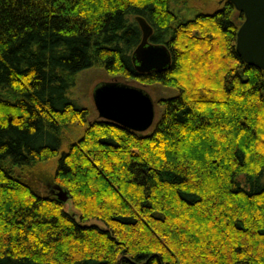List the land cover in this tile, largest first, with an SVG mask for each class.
Here are the masks:
<instances>
[{"label": "trees", "instance_id": "obj_1", "mask_svg": "<svg viewBox=\"0 0 264 264\" xmlns=\"http://www.w3.org/2000/svg\"><path fill=\"white\" fill-rule=\"evenodd\" d=\"M189 2L0 0V264H264V69L235 48L231 1ZM135 15L166 67L136 70ZM94 65L175 90L149 131L86 121L69 91ZM54 157L40 193L24 173Z\"/></svg>", "mask_w": 264, "mask_h": 264}, {"label": "water", "instance_id": "obj_2", "mask_svg": "<svg viewBox=\"0 0 264 264\" xmlns=\"http://www.w3.org/2000/svg\"><path fill=\"white\" fill-rule=\"evenodd\" d=\"M243 13L244 19L236 31L235 48L242 59L264 69V0H229ZM141 30L139 43L132 51L137 71L161 69L171 62V53L164 43L149 40L151 25L141 15H135ZM92 100L100 119L113 121L137 132H144L154 123L155 102L142 87L118 80H102L92 89ZM55 195L61 201L68 194L55 186Z\"/></svg>", "mask_w": 264, "mask_h": 264}, {"label": "rangeland", "instance_id": "obj_3", "mask_svg": "<svg viewBox=\"0 0 264 264\" xmlns=\"http://www.w3.org/2000/svg\"><path fill=\"white\" fill-rule=\"evenodd\" d=\"M189 1L190 2L188 3V6L192 5V8H194V12H198V11L212 12L217 8H220L223 4V0H207V1L189 0ZM102 80H118L144 88L150 94L153 101L155 102L154 120L159 117L162 110L161 105L157 103L158 99L161 97L169 96L175 92L173 88L169 86H165L160 83H149L145 85V84H141L138 81L123 79L120 76L112 75L108 73L100 65H94L92 67L84 68L80 70L75 76V83L70 88L69 95L78 105L86 107L89 110V114L86 121L94 118H98L97 111L94 107L92 100V89L97 82ZM71 127L66 129V136L68 138L66 144L72 140L77 139L82 134L85 124L75 125L74 127L73 126ZM150 129L151 127L147 129L145 132L149 131ZM55 161H56V157L37 163L32 169L27 170L24 173V179L30 182L38 192L47 193L50 189V185H52L50 181L54 173ZM64 207L65 210L67 211H76L70 200L65 201ZM84 223L102 224V222L97 219H89L84 221Z\"/></svg>", "mask_w": 264, "mask_h": 264}]
</instances>
